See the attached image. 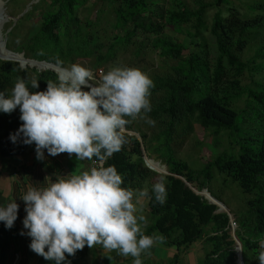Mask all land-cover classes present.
<instances>
[{"label":"trees","instance_id":"trees-1","mask_svg":"<svg viewBox=\"0 0 264 264\" xmlns=\"http://www.w3.org/2000/svg\"><path fill=\"white\" fill-rule=\"evenodd\" d=\"M155 4L153 0H101L100 5H105L113 14L112 21L106 22L107 26L121 33H114L101 53L103 45H97L94 36L87 31L88 26H96L99 22L85 20L81 23L75 14L76 7L89 5L92 8L94 4H89L88 0H49L50 8L39 15L37 28L24 37L15 51L22 53L24 58L59 67H65L64 64L76 58L87 59L94 68L114 62L118 52L140 57L144 43L137 38L147 39L154 34L149 42L150 48L160 58L175 62L165 72L148 74L154 82L150 98L152 110L148 116L156 124L151 126L138 118L134 127L141 143L124 134L125 144L105 166H115L124 178L123 187H148L152 199L146 200L148 226L144 231L147 235L162 234L166 243L159 245L175 249L164 264H175L179 254L196 241L208 247L196 264H235L234 243L226 215L215 212L214 205L192 193L175 177L183 178L196 191L205 189L210 194L212 171L224 175L248 196L244 213L231 217L234 236L240 244L242 264H259V240L264 239V42L256 46L248 61L240 59V52L257 37H253L251 29L260 25L262 17L241 19L233 7H226L227 0L197 1L194 8L187 7L181 0H171V9L166 10L163 17L151 8ZM210 8L216 11L207 25L205 15ZM143 15L147 17L139 21ZM162 24L172 26L185 38L198 40L196 47L199 51L182 56L186 48L183 41L169 40L164 34L156 36ZM8 27L2 31L6 49L8 40L12 45V38L16 35L15 26L6 31ZM200 32H207L212 38L211 59L208 58L209 47L199 39ZM40 51L44 54L38 55ZM56 58L63 64H57ZM245 71L259 75L252 88L239 85ZM18 76L29 81L38 80L39 88H30L32 92L45 91L48 80H57L51 71L19 69L16 63L0 61V91L10 94ZM243 96L244 107L237 111L233 105ZM19 117V108L11 114L0 112L1 157H14L27 149V145L13 144L9 138L10 133H15L22 124ZM193 124L210 130L214 136L228 132L237 151H222L200 169H190L177 155L181 145L193 133ZM152 141L156 145L152 146ZM214 144H218L217 140ZM140 146L145 155L153 153L166 168L168 175L159 177L164 178L167 190L163 205L156 202L151 192L154 184L149 180L154 172L143 166ZM212 197L221 202L219 196ZM8 230L0 222V264L5 261Z\"/></svg>","mask_w":264,"mask_h":264},{"label":"clouds","instance_id":"clouds-1","mask_svg":"<svg viewBox=\"0 0 264 264\" xmlns=\"http://www.w3.org/2000/svg\"><path fill=\"white\" fill-rule=\"evenodd\" d=\"M56 63L63 61L56 58ZM60 68L57 80H48L45 91H30L39 88L38 80L19 76L10 94L0 91V112L11 114L19 108L22 121L9 138L13 144H35L40 161L46 150L52 157L66 153L80 161L95 158L94 166L55 175L54 181L45 177V187L29 185L20 198L26 213L22 223L28 231L20 235L31 238L32 252L55 264H71L67 257L96 245L132 257V264H143L142 254L166 243L162 234L144 231L148 220L143 206L152 196L148 187H123L124 178L115 166L105 164L125 144L128 124L139 118L155 126L156 121L148 116L154 82L139 68L119 64L95 74L75 63ZM151 192L160 205L166 202L163 177ZM18 211L15 199L0 206V222L13 228ZM259 245V264H264V239Z\"/></svg>","mask_w":264,"mask_h":264},{"label":"rangeland","instance_id":"rangeland-1","mask_svg":"<svg viewBox=\"0 0 264 264\" xmlns=\"http://www.w3.org/2000/svg\"><path fill=\"white\" fill-rule=\"evenodd\" d=\"M2 2L3 14L7 17L5 22L2 23L0 28V33L5 27L9 26L6 31L15 26L16 35L12 38L11 42L7 43V49L11 52L17 53L16 48L18 45L22 43L25 36L30 35L33 32L39 22V15L42 11L50 8L49 0H38L34 4H30L32 0H0ZM101 0H88L89 4H94L92 8L90 6L85 7H76L75 14L81 23H84L85 20L99 22L96 26H88L87 31L94 36V40L97 45H103L101 49V53L105 51V47L112 37L114 33L121 34L120 31L110 30L107 26L106 22L112 21L113 14L108 11L105 5H100ZM156 4L154 7H151L153 11L156 12L157 15L164 16V12L166 10L171 9V0H153ZM187 7L194 8L197 1H202L206 3H211L213 0H181ZM92 2V3H91ZM258 6L255 8V5ZM263 4V6H262ZM34 5L36 7H34ZM253 5V6H251ZM226 7L234 8L237 11L239 17L241 19H249L254 17H262L260 19V25L251 29V34L254 33V38L249 44H247L246 48L243 52H240V59L243 61H248L251 59L254 49L259 43L264 42V2L262 0H227ZM89 11H86L88 10ZM100 10L101 13H97ZM215 8H210L207 10L205 15V20L207 25L211 22V17L213 16ZM27 14L28 16L24 17ZM24 17V18H23ZM146 15H143L138 18L139 21L145 19ZM161 17V18H162ZM20 20V21H19ZM162 23V22H161ZM183 31V29H182ZM164 34L169 40H177L183 41L185 50L182 52V56H186L188 53L194 52V50L199 51L196 47V43L198 40L194 38H185L183 33H178L172 29V26L163 25L157 29V35ZM155 35H150L147 39H143V37L139 36L138 40H143L144 49L138 58H134L129 52H118L115 57V61L111 62L107 66H97L92 67L91 62L87 59L76 58L72 61H68L64 64L65 68L70 67L72 64H80L86 68H90L93 73L97 70L102 72H106L109 67L119 64L121 66L127 67H135L139 68L143 72L147 74L152 73H161L167 70V67L174 64L171 60H164L160 58L156 51L150 48L149 42L151 38ZM199 39L204 41L206 45L209 47L208 58L211 59L213 57V48H212V38L207 34V32H200ZM28 56V55H27ZM95 74V73H94ZM259 80V75L255 74V72H244L239 79L240 86H250L253 87L252 83L254 81ZM86 90V89H85ZM87 91V90H86ZM245 103V96L240 98L233 105L234 109L240 111L243 109ZM136 123L132 121L128 124V128H125L126 131L135 132L134 127ZM138 124V123H137ZM141 126V125H140ZM242 129H244V124L240 125ZM143 129V128H141ZM154 131L158 130L157 128ZM126 135V134H125ZM127 136V135H126ZM130 137V136H129ZM150 139V135L147 137V142ZM138 140L141 143L140 138ZM217 140L218 144H214V141ZM152 146L156 145L155 141H152ZM180 152L177 157L181 158L187 166L192 170L200 169L205 162L210 160L214 155L221 153L222 151L232 150L233 153L237 151V146L234 145L228 135V132L222 133L221 135L214 136L210 130H203L197 124H193V133L188 136L186 141L181 145ZM146 154V153H145ZM146 157L153 162H159L156 159V156L153 153L147 152ZM148 161L147 164L151 166H155L156 171L163 170L159 165ZM160 163V162H159ZM160 165H162L160 163ZM166 170V168H165ZM150 171V170H149ZM162 174H158L154 172V175L150 177L149 182L151 184H155L159 181V177ZM212 183L209 189V192L212 196L218 197L221 200V203L226 207L228 213L233 218V215L241 216L245 211V202L248 199L247 195H244L240 192L235 184H233L228 178L224 175L217 173L216 171H212ZM233 214V215H232ZM146 229V228H145ZM144 229V230H145ZM205 247V248H204ZM235 247V246H234ZM208 248L206 245L204 246L201 241H196L189 245L185 250H183L176 261L175 264H196L203 257L204 250ZM154 247L148 250L147 253L142 254L143 264H164L168 260H170L171 256L175 253L174 248H164L160 247V250L157 252H152ZM130 261H133V258L130 257ZM131 264V263H129Z\"/></svg>","mask_w":264,"mask_h":264},{"label":"crops","instance_id":"crops-1","mask_svg":"<svg viewBox=\"0 0 264 264\" xmlns=\"http://www.w3.org/2000/svg\"><path fill=\"white\" fill-rule=\"evenodd\" d=\"M44 155V160H37L35 144H32L27 145V149L20 155L8 158L0 156V206H6L13 199L19 205L18 218L14 227L8 230L3 264H55L54 261H47L32 252L29 248L31 239L26 234L20 235L22 231L27 232L22 223L26 216L25 204L20 198L29 185L37 188L45 187L47 185L45 177H51L54 181L55 175H68L74 171L79 173L88 170L90 160H76L75 156L69 157L66 153L52 157L46 150ZM142 214L148 220L146 201ZM160 247L162 246L159 244L155 245L154 251L157 252ZM67 260L71 264H132L130 257H122L115 251L107 252L100 245L91 249L85 246L83 250H78L75 256L67 257Z\"/></svg>","mask_w":264,"mask_h":264},{"label":"water","instance_id":"water-1","mask_svg":"<svg viewBox=\"0 0 264 264\" xmlns=\"http://www.w3.org/2000/svg\"><path fill=\"white\" fill-rule=\"evenodd\" d=\"M38 0H32L30 2V4H34L36 3ZM6 16L3 14V9H2V2L0 1V28L3 22H5L6 20ZM5 37L4 35H2L0 33V61H7V62H12V63H16L17 66L19 67V69H35L37 72H42V71H51L53 72L56 77L58 78L59 75V71L61 72L63 68H60L52 63H47L44 61H36L33 59H28V58H24L22 53H15V52H11L8 49H6L5 47ZM89 90V89H88ZM124 133H126L128 136H132L134 138L138 140V135L134 132H130V131H125ZM140 143V141H139ZM140 151H141V160L143 163V166L145 168H147L148 170L158 173V174H162V175H168L166 170H165V166L164 165H160L159 162H153L151 160H149L148 158H146V155L144 154V151L142 149V147L140 146ZM153 162L156 163L157 165H159L163 170L161 171H156L152 168H150L147 164V162ZM177 179L181 180L184 185L191 190L192 193H194L195 195L201 196L203 199H205L209 204H212L216 207L215 212H220V213H224L228 219L229 222V232H230V237L234 243V253H235V264H242L241 261V254L239 250L240 249V244L237 241L236 237L234 236V224L232 222V218L230 216V214L228 213L226 207L218 200L214 199L212 196H210V194L205 190L202 189L200 191H196L195 189H193L192 187H190L188 185V183H186L184 181L183 178L179 177V176H175Z\"/></svg>","mask_w":264,"mask_h":264},{"label":"built area","instance_id":"built-area-1","mask_svg":"<svg viewBox=\"0 0 264 264\" xmlns=\"http://www.w3.org/2000/svg\"><path fill=\"white\" fill-rule=\"evenodd\" d=\"M92 166H94V160H91L90 161V164H89V166H88V169L90 168V167H92ZM26 231H28V230H26ZM30 238V237H29ZM31 239V238H30Z\"/></svg>","mask_w":264,"mask_h":264},{"label":"bare ground","instance_id":"bare-ground-1","mask_svg":"<svg viewBox=\"0 0 264 264\" xmlns=\"http://www.w3.org/2000/svg\"><path fill=\"white\" fill-rule=\"evenodd\" d=\"M58 73L60 74V71Z\"/></svg>","mask_w":264,"mask_h":264}]
</instances>
